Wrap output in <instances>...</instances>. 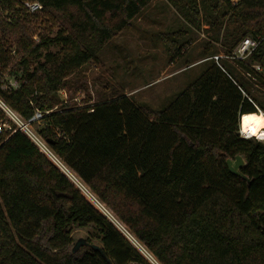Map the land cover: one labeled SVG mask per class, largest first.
<instances>
[{"label": "trees", "instance_id": "trees-1", "mask_svg": "<svg viewBox=\"0 0 264 264\" xmlns=\"http://www.w3.org/2000/svg\"><path fill=\"white\" fill-rule=\"evenodd\" d=\"M24 1L43 11L29 15ZM153 1L0 0V123L10 128L0 133V264H264V143L242 138L238 121L264 107L232 68L208 62L211 43L199 77L163 109L127 95L89 107L61 97ZM169 1L228 54L260 41L238 63L263 75L264 0ZM42 26L57 36L36 42ZM6 76L18 87L4 89ZM237 155L251 183L230 173Z\"/></svg>", "mask_w": 264, "mask_h": 264}, {"label": "rangeland", "instance_id": "rangeland-1", "mask_svg": "<svg viewBox=\"0 0 264 264\" xmlns=\"http://www.w3.org/2000/svg\"><path fill=\"white\" fill-rule=\"evenodd\" d=\"M231 1L236 3L238 0ZM207 30L208 27L204 25L200 31L190 28L171 1L154 0L132 22L129 29L105 47L96 61L88 62L70 79L72 87L70 90H63L61 97L64 100L72 98V102L78 107H89L120 95H127L139 105H148L154 110L163 109L178 93L193 83L206 67L207 62L204 63L203 54L210 49L209 43L213 47L214 56L226 57L231 54H228L220 43L214 42ZM179 31L182 33L178 36L176 33ZM57 33V28L46 31L42 26L36 31L34 40L39 41L40 35L54 39ZM60 47L54 45L44 48L41 53L43 56L55 53ZM176 47L183 48L182 56L178 58H174ZM210 61L214 60L208 62ZM220 63L232 68L244 83L250 86L252 94L258 97L264 107V73L259 77L249 75L250 72L243 65L226 58ZM3 81L4 89L16 83L8 76L4 77ZM79 87L81 90L77 91ZM256 109L263 111L259 107ZM25 126L18 125L20 128H26ZM27 129L32 133L34 128ZM241 133L239 127L240 136ZM35 141L38 143V140ZM39 146L59 164L62 171L67 170L49 153L44 144ZM103 212L111 218L105 209ZM86 235V230L75 231L73 245L83 243Z\"/></svg>", "mask_w": 264, "mask_h": 264}, {"label": "built area", "instance_id": "built-area-1", "mask_svg": "<svg viewBox=\"0 0 264 264\" xmlns=\"http://www.w3.org/2000/svg\"><path fill=\"white\" fill-rule=\"evenodd\" d=\"M22 6L27 11V13L29 15H32V16L33 15H37V14H39V13H41L43 11V6L39 2L24 1L22 3ZM259 44H260V41L253 40L251 38H246L236 47V49L231 54L226 55V57L217 55V56L212 57L211 59L214 60V62L217 63L218 65H220V61L224 60V58H226L228 60H234V61H237V62L247 63L248 59L251 57V55L254 53V51L258 48ZM250 67H251L253 73H261L263 71L262 66L259 65V64L251 65ZM248 74L251 75V73H248ZM12 86L13 87H18L17 82L15 84L13 83ZM4 109L8 113V115L18 125L25 126L24 124L19 122L7 108L4 107ZM42 117H43L42 113L38 112V113H36V116H35L34 120L35 121H39V120L42 119ZM25 127L26 128H22V129L25 130L34 140H38L33 133H30V131L28 132V129H27L28 127L27 126H25ZM4 129L5 130L6 129L10 130V128L7 127V125L0 123V133H2V131ZM241 136L244 139L251 138V137H249L248 135H246L244 133H241ZM38 144H41L39 140H38ZM63 167H65V166H63Z\"/></svg>", "mask_w": 264, "mask_h": 264}, {"label": "bare ground", "instance_id": "bare-ground-1", "mask_svg": "<svg viewBox=\"0 0 264 264\" xmlns=\"http://www.w3.org/2000/svg\"><path fill=\"white\" fill-rule=\"evenodd\" d=\"M241 130L242 133L249 137H256L264 142V112L258 111L245 115L241 124ZM65 173L70 177L66 170Z\"/></svg>", "mask_w": 264, "mask_h": 264}, {"label": "water", "instance_id": "water-1", "mask_svg": "<svg viewBox=\"0 0 264 264\" xmlns=\"http://www.w3.org/2000/svg\"><path fill=\"white\" fill-rule=\"evenodd\" d=\"M257 111H259V109H257ZM245 115H247V114H245ZM245 115H240L239 120H238L239 121V127H241V124H242V121H243V118ZM246 165H247L246 160L242 155H237L235 157V159H228L227 160V167H228V169L232 175L239 177V178H242L243 180L251 183L249 178L246 175H244L241 171L243 168L246 167ZM64 173H65V171H64ZM57 195H58V197L64 196L63 194H60V193H57ZM81 244H83V243H81ZM81 244L76 245L75 246L76 249H78L81 246ZM152 263H154V262H152Z\"/></svg>", "mask_w": 264, "mask_h": 264}]
</instances>
